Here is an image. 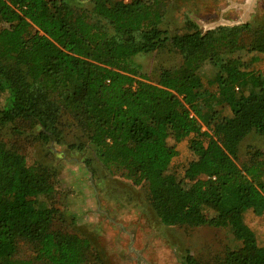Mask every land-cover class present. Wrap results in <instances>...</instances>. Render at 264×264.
<instances>
[{"label":"trees","instance_id":"obj_1","mask_svg":"<svg viewBox=\"0 0 264 264\" xmlns=\"http://www.w3.org/2000/svg\"><path fill=\"white\" fill-rule=\"evenodd\" d=\"M164 17V0H0V128L27 122L44 143L62 144L70 117L103 167L146 184L164 226L227 229L239 242L211 263L187 253L184 264H264L244 221L264 214V163H235L249 134L264 136V74L250 69L254 57L233 55L264 58V24L202 32L186 21L169 35ZM167 47L179 66L154 79L140 72L134 58ZM205 63L214 70L206 85ZM169 139L194 157L181 179L169 172ZM54 177L0 141V264L90 260L87 239L53 228L44 198ZM21 245L32 260L18 259Z\"/></svg>","mask_w":264,"mask_h":264},{"label":"rangeland","instance_id":"obj_2","mask_svg":"<svg viewBox=\"0 0 264 264\" xmlns=\"http://www.w3.org/2000/svg\"><path fill=\"white\" fill-rule=\"evenodd\" d=\"M164 5L163 28L169 35L185 32L186 21L202 32L218 27L264 24V0H164ZM249 42L246 36L244 44ZM233 55L247 64L254 57L256 61L250 69L264 74L262 55L243 51ZM134 62L141 73L154 79L159 69L175 68L182 59L167 47L138 56ZM200 75L206 85L214 70L205 63ZM222 114L230 115L227 109ZM74 124L67 117L62 144L44 143L37 127L27 122L0 128V141L22 155L28 166L50 167L54 171V191L44 201L55 210L54 229L88 240L90 260L85 264H184L187 253L211 263L227 250L240 246L227 229L164 226L151 207L146 184L135 186L120 172L103 167ZM168 145L177 152L169 172L181 179L185 166L194 157L186 141L175 143L169 139ZM255 159L264 163V136L251 133L240 144L235 163L244 169ZM244 221L255 233L258 245L264 248V214L256 216L248 211ZM17 257L32 260V247L21 245Z\"/></svg>","mask_w":264,"mask_h":264}]
</instances>
